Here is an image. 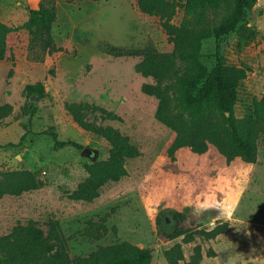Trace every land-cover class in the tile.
Wrapping results in <instances>:
<instances>
[{"label": "rangeland", "instance_id": "1", "mask_svg": "<svg viewBox=\"0 0 264 264\" xmlns=\"http://www.w3.org/2000/svg\"><path fill=\"white\" fill-rule=\"evenodd\" d=\"M38 1L0 0V21L22 25ZM133 2L56 0L55 49L42 59L34 57L26 28L7 36L0 105L11 110L0 120V145H15L0 147V239L18 224H32L60 235L71 257L128 241L149 249L151 264H171L167 250L175 264H264V137L255 163L227 161L211 144L200 154L172 147L186 125L170 106L164 113L171 125L156 116L158 98L141 89L152 79L138 71L140 58L118 53L172 48L158 17ZM182 16L179 4L172 22ZM221 49L227 63L248 68L234 107L243 117L264 92V0L221 40ZM36 82L42 92L28 88ZM69 104L80 105L85 120L118 129L138 151L92 199L72 194L88 175L84 164L106 159L109 144L81 128ZM51 132L90 147L91 155L53 149ZM20 171L40 185L28 184ZM223 222L215 237L203 233Z\"/></svg>", "mask_w": 264, "mask_h": 264}, {"label": "trees", "instance_id": "2", "mask_svg": "<svg viewBox=\"0 0 264 264\" xmlns=\"http://www.w3.org/2000/svg\"><path fill=\"white\" fill-rule=\"evenodd\" d=\"M256 2L134 0L138 11L158 17L172 48L169 51L142 49L118 53L140 58L138 71L152 79V82H144L141 89L158 98L156 116L170 124L164 113L170 106L186 125V131H179L172 147L187 145L200 154L211 144L227 161L239 157L246 163L256 162L258 140L264 137V92L260 98L253 100L250 114L237 117L234 111L237 88L248 68L227 63L221 49V40L246 20ZM179 4L183 16L176 24L172 19ZM56 18V0H39L36 7L28 10L27 20L22 25L12 26L0 21V59L6 57L7 36L20 27L29 31V47L35 58L42 59L53 51L55 45L50 30ZM28 88L42 92L43 84L36 82ZM67 109L81 128L96 133L109 144L106 159L84 164L88 175L78 183L72 194L74 198L92 199L102 185L116 181L124 174L126 159L137 155L138 151L118 129L85 120L79 111L80 105L69 104ZM10 110V106L0 105V120ZM50 136L53 149L66 146L83 148L73 139H59L52 132ZM14 145L7 142L0 147ZM18 173L33 187L40 185L30 177V172ZM174 216L180 218V213L174 212ZM226 225L223 222L203 233L207 238H213L223 232ZM181 233L183 230L179 228L176 235ZM170 253L167 250L165 256L171 264H175L176 258H172ZM179 257L182 255L179 254ZM152 258L149 249L128 241L101 246L85 256L71 257L60 235L56 232L46 235L32 224H18L0 239V264H151Z\"/></svg>", "mask_w": 264, "mask_h": 264}, {"label": "water", "instance_id": "3", "mask_svg": "<svg viewBox=\"0 0 264 264\" xmlns=\"http://www.w3.org/2000/svg\"><path fill=\"white\" fill-rule=\"evenodd\" d=\"M82 154H85V155H91V153H92V149L90 148V147H88V146H84L83 148H82Z\"/></svg>", "mask_w": 264, "mask_h": 264}]
</instances>
